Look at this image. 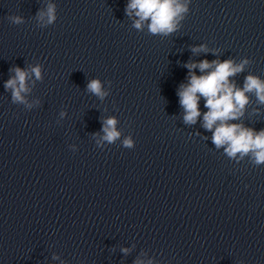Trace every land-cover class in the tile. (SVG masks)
<instances>
[{
    "label": "clouds",
    "instance_id": "9594fccd",
    "mask_svg": "<svg viewBox=\"0 0 264 264\" xmlns=\"http://www.w3.org/2000/svg\"><path fill=\"white\" fill-rule=\"evenodd\" d=\"M136 9V15L140 18L136 22L135 27L140 28V21L151 19L150 31L157 32H172L175 28L174 20L182 12L187 11L186 7L181 6L177 0H130L127 10ZM14 23H21L20 17L12 18ZM48 19L51 23L54 19V7L48 8ZM216 64L215 70L197 77L192 75L190 83L187 87L179 92L181 97L180 103L185 108L186 115L184 117L186 122H195L196 118L200 115L198 110V97L197 93L206 98L205 107L209 111L204 115V127L211 130L213 125L220 121L221 123L215 128L213 134V143L220 147L228 144L226 152L229 156H235L237 152L248 154L253 152L255 162L257 164L264 163V130L259 133H254L251 129L242 128L240 125H229L227 123L230 119H236L237 113L244 108L248 103V98L245 92L255 90L256 95L260 102L264 103V83L258 78L249 75L246 78L243 90H234V85H230L228 77L235 75L237 72L243 70L244 61L242 64L233 66L231 61ZM201 71L210 68L211 64L208 61H202L198 65ZM194 68L197 65H188ZM37 79L40 78V68L37 66L32 69ZM15 77L9 79L5 83L6 89L12 90L13 99L15 101L23 102L22 92L27 91L25 87V80L27 73L20 68L15 69ZM18 83V87H17ZM88 89L99 95L103 96L101 92V85L98 80L90 81ZM116 120L108 119L104 131L106 136L104 139L109 142L115 140L119 133L115 130ZM125 146L131 147V140H125Z\"/></svg>",
    "mask_w": 264,
    "mask_h": 264
}]
</instances>
